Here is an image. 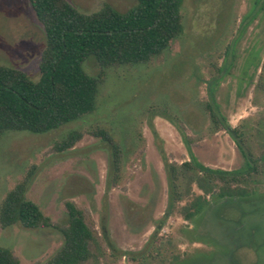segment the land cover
Returning a JSON list of instances; mask_svg holds the SVG:
<instances>
[{"label": "rangeland", "instance_id": "1", "mask_svg": "<svg viewBox=\"0 0 264 264\" xmlns=\"http://www.w3.org/2000/svg\"><path fill=\"white\" fill-rule=\"evenodd\" d=\"M68 1L84 14L138 4ZM182 16L183 34L147 64L85 62L99 80L94 112L46 134L7 132L0 140V210L27 177L26 199L54 224L67 226V203L75 204L96 241L82 264H264V0H185ZM45 47L29 0H0V64L37 82ZM223 124L238 130L242 147ZM97 130L118 145V158ZM73 133L80 140L60 150ZM193 158L223 173L253 170L227 185L210 180L214 190L205 193L193 166L178 174V197L170 166L180 170ZM228 186L235 193L220 197ZM192 203L201 210L187 219ZM64 244L58 229L0 221V247L20 264H48Z\"/></svg>", "mask_w": 264, "mask_h": 264}, {"label": "trees", "instance_id": "2", "mask_svg": "<svg viewBox=\"0 0 264 264\" xmlns=\"http://www.w3.org/2000/svg\"><path fill=\"white\" fill-rule=\"evenodd\" d=\"M29 2L46 34V47L39 65L41 77L36 82L23 71L0 64V140L7 132L46 134L94 112L99 80L85 71L88 60L94 59L102 68L147 64L169 50L184 31L185 0H137L138 4L124 13L105 5L93 14L80 12L68 0ZM208 108L214 123L221 125L222 119L215 109L211 105ZM224 126L242 147L238 130ZM94 135L109 143L118 158V145L106 131L97 130ZM80 138L81 135L73 133L60 144V150L72 148ZM192 160L194 165L184 163L180 170L170 166L171 187L178 197V174L193 170V166L202 174L198 182L205 193L214 190L215 180L226 185L243 181L253 170L244 174L223 173ZM204 176L214 180L207 181L210 188L201 184ZM29 178L7 194L0 210L2 227L21 224L28 229H58L65 244L48 264H82L89 260L96 241L82 211L75 204L67 203V226L54 224L38 205L26 199ZM220 190V197H225L233 195L236 189L228 186ZM191 207L195 212L185 210L187 219L201 210L200 204L192 203ZM173 209L171 203L167 216H171ZM0 264H20V261L12 251L0 247Z\"/></svg>", "mask_w": 264, "mask_h": 264}]
</instances>
